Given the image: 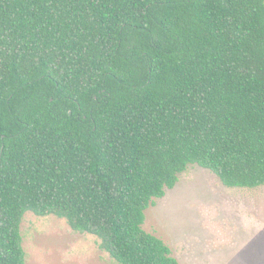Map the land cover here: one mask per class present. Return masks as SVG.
I'll list each match as a JSON object with an SVG mask.
<instances>
[{
	"label": "trees",
	"instance_id": "trees-1",
	"mask_svg": "<svg viewBox=\"0 0 264 264\" xmlns=\"http://www.w3.org/2000/svg\"><path fill=\"white\" fill-rule=\"evenodd\" d=\"M193 163L264 186V0H0V264L28 211L184 264L144 223Z\"/></svg>",
	"mask_w": 264,
	"mask_h": 264
},
{
	"label": "rangeland",
	"instance_id": "rangeland-1",
	"mask_svg": "<svg viewBox=\"0 0 264 264\" xmlns=\"http://www.w3.org/2000/svg\"><path fill=\"white\" fill-rule=\"evenodd\" d=\"M144 228L184 264H264V186H227L190 164L146 210ZM22 232L27 264H115L97 236L64 218L28 211Z\"/></svg>",
	"mask_w": 264,
	"mask_h": 264
}]
</instances>
